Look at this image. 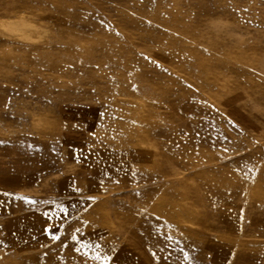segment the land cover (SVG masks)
<instances>
[{
	"label": "rangeland",
	"instance_id": "obj_1",
	"mask_svg": "<svg viewBox=\"0 0 264 264\" xmlns=\"http://www.w3.org/2000/svg\"><path fill=\"white\" fill-rule=\"evenodd\" d=\"M106 258L264 264V0H0V264Z\"/></svg>",
	"mask_w": 264,
	"mask_h": 264
},
{
	"label": "snow or ice",
	"instance_id": "obj_2",
	"mask_svg": "<svg viewBox=\"0 0 264 264\" xmlns=\"http://www.w3.org/2000/svg\"><path fill=\"white\" fill-rule=\"evenodd\" d=\"M76 160H77V162H79V157L78 156L76 157ZM90 199H94V198L90 197ZM69 207L72 208L73 212L75 211V205H70V206L66 207L63 204H57L56 205V210H54L52 212V216L50 218L60 220V224L55 229H48L47 230L48 233H49V237L51 239H53V240H61L62 237L56 234V232L60 231V230H64L66 232V234L71 235L68 232V229L63 224V220L68 219L72 215V212L69 211ZM71 239L75 240L76 237L75 236H71ZM105 264H108L107 258L105 259Z\"/></svg>",
	"mask_w": 264,
	"mask_h": 264
}]
</instances>
